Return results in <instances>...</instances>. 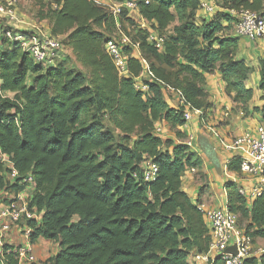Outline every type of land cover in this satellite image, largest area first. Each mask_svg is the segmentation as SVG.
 Here are the masks:
<instances>
[{
	"label": "trees",
	"instance_id": "16d2710c",
	"mask_svg": "<svg viewBox=\"0 0 264 264\" xmlns=\"http://www.w3.org/2000/svg\"><path fill=\"white\" fill-rule=\"evenodd\" d=\"M22 1L35 4L38 20L48 21L50 35L80 67L63 55L47 67L34 63L0 24V148L20 176L29 173L36 181L29 203L42 217L30 241L58 246L41 264H189L190 253L207 252L210 235L199 202L181 189L186 168L202 164L198 152L183 140L161 138L154 128L164 122L186 137L177 130L185 123L183 108L166 103V86L201 110L203 119L212 107L205 75L213 72L245 117L256 113L264 122V103L249 104L253 67L236 57L240 37L231 31L237 20L231 11L264 15V0H214L218 8L214 4L205 17L197 16L202 0H136L139 16L163 40L159 50L145 29L138 28L135 38L125 31L139 43L153 75L142 78L145 93L134 87L143 67L131 49H123L126 76L104 49L115 37L116 21H132L126 10L115 20L91 0H18V6ZM257 61L264 102V57ZM145 162L157 166L151 181L142 175ZM239 163L233 157L226 169L239 172ZM223 187L238 228L253 244L264 240V191L248 202L232 180ZM2 189L16 193L22 187L0 177ZM0 264H17L13 246H4ZM209 264L223 262L215 257ZM242 264H264V251Z\"/></svg>",
	"mask_w": 264,
	"mask_h": 264
},
{
	"label": "built area",
	"instance_id": "2783aa9c",
	"mask_svg": "<svg viewBox=\"0 0 264 264\" xmlns=\"http://www.w3.org/2000/svg\"><path fill=\"white\" fill-rule=\"evenodd\" d=\"M91 1L108 10L115 20L123 10H126L128 15L137 11L136 0ZM17 4L18 0H0V19H4L7 24L14 25L15 22L12 21L17 17ZM200 9L204 14H211L215 6L211 2L201 1ZM231 13L237 18L233 28L234 35L249 41L264 38V15L249 9H240L231 11ZM142 21L144 20L142 19ZM144 22L142 25L146 28L147 41L161 50L163 44L161 36L151 27L150 23ZM115 28V37L105 42L104 49L121 76H126L128 73L127 55L124 54L123 49H131V56L137 58L143 67L140 75L134 79V87L145 93L148 91V85L142 78L152 80L153 75L147 61L140 53L139 43L133 41L125 33L118 21H116ZM5 35L9 40L17 43L23 52L28 53L36 64L47 67L55 64L63 55L59 38L51 36L47 30L35 29L22 33L8 28ZM167 89L175 90L169 86H166ZM177 92L180 94L179 91ZM180 106L183 108L185 122L183 126L195 118L202 121L200 118L202 111L191 108L181 95ZM154 129L155 133L162 138L161 123H157ZM192 142L191 138L186 144L190 147ZM229 149L233 151L231 158L236 157L240 162L239 172L251 176V185L239 186V193L250 202L264 191V124H259L252 130L236 135ZM156 172L155 164L151 162L143 164L142 175L145 180H153ZM0 177H3L6 183H16L22 187L16 193L7 189L0 191V256L3 254L5 245L13 246L17 264H35L37 262L32 252L33 243L30 241V237L33 225H38L41 221L42 210H38L35 205H31L29 202L36 191V181L29 173L20 176L10 156L4 153L1 148ZM198 209L202 211L209 229L210 242L207 252L188 255L189 264H209L215 257H218L223 264H242L244 258L256 256L264 251L259 252L254 249L251 237L245 234L243 229L238 228L237 218L227 209L226 202L220 206L199 204ZM12 234H17L21 241H13ZM231 246L235 247V254L226 252V249Z\"/></svg>",
	"mask_w": 264,
	"mask_h": 264
},
{
	"label": "crops",
	"instance_id": "0c3cea01",
	"mask_svg": "<svg viewBox=\"0 0 264 264\" xmlns=\"http://www.w3.org/2000/svg\"><path fill=\"white\" fill-rule=\"evenodd\" d=\"M28 1H22V3ZM21 5V4H20ZM134 13L136 11H133ZM139 16V14H138ZM197 16L205 17L206 15L198 10ZM140 17V16H139ZM40 24L46 23L45 30H49L47 20L38 21ZM237 58L244 59L245 62L253 67V72L246 82L248 87L253 88V97L250 100V106H260L264 102L259 100L260 92L257 90L258 85V58L264 57V38L257 41H249L245 38L239 39ZM205 90L208 94V100L212 107L205 113V118L199 120L193 119L185 126L178 127L177 130L186 133V140L189 142L191 150L198 152L202 162L200 168H186L181 178V189L194 201L205 206H220L226 202V190L223 183L232 180L238 186L251 185V176L241 173L232 172L226 169L227 162L231 159L233 151L229 149L233 138L242 133L254 129L259 124H264L259 114L244 116L241 110L235 107L234 102L225 93L224 83L220 79L218 72L206 74ZM166 103L171 107L180 106V94L175 90H166L164 94ZM162 138L177 140L175 130L171 129L166 123L161 122ZM206 135L215 147L219 161L221 163V173H216L210 162L203 156L196 146L195 138L197 134ZM194 138V139H193ZM264 189V188H263ZM13 241H21L17 234H12ZM261 240V239H259ZM258 240L253 244L254 249L261 252L264 248L257 245ZM56 243L43 238H39L32 244V252L38 264L50 258L57 252Z\"/></svg>",
	"mask_w": 264,
	"mask_h": 264
},
{
	"label": "rangeland",
	"instance_id": "374dc122",
	"mask_svg": "<svg viewBox=\"0 0 264 264\" xmlns=\"http://www.w3.org/2000/svg\"><path fill=\"white\" fill-rule=\"evenodd\" d=\"M202 1H207V0H202ZM210 1L216 5V9H217L218 5L216 4V2L214 0H209V2ZM199 10H201V9H199ZM36 12H37V7L35 6V4H33L32 2H27V3L21 2V5L18 6V4H17V7H16L17 17H16V20L12 21V22H15L14 25L9 23L10 25H12V26H10L2 18L0 19V24H2V26L6 27V29L9 28V30L19 31L22 33L33 31L35 29H40V30L44 31L45 28L47 27L46 23L40 24L38 22L39 20L36 16ZM205 15H209V14H205ZM128 16H129L128 18H131L132 21H128L127 19L121 20V23L123 24L122 28L124 31H127L131 36H133L135 38L138 28L146 30V28L143 27L144 25H142L145 22L142 21V19L138 16L137 11L135 13L131 12L130 15H128ZM147 24H149V23L147 22ZM47 31L49 32V30H47ZM231 31H233V28ZM240 39H242V37H240ZM62 54H63V58H64V56H68L67 59L69 60V63H68L69 65L75 66L76 68L80 69L79 65L75 62L74 58L70 55V52L67 48L63 47ZM175 137L177 139L176 141L187 139V137H185V136L183 138H179L177 135H175ZM257 245L264 248V240H258Z\"/></svg>",
	"mask_w": 264,
	"mask_h": 264
},
{
	"label": "water",
	"instance_id": "95a60500",
	"mask_svg": "<svg viewBox=\"0 0 264 264\" xmlns=\"http://www.w3.org/2000/svg\"><path fill=\"white\" fill-rule=\"evenodd\" d=\"M196 146L199 151L205 156V158L210 162L213 166L216 173H221L222 167L219 161V157L217 151L213 144L211 143L210 139L204 134H197L195 138ZM228 253H236V249L234 246L228 247L226 249Z\"/></svg>",
	"mask_w": 264,
	"mask_h": 264
}]
</instances>
